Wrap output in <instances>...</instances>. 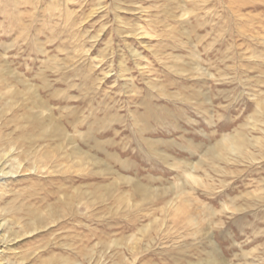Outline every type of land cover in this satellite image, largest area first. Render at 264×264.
<instances>
[{"label": "rangeland", "instance_id": "obj_1", "mask_svg": "<svg viewBox=\"0 0 264 264\" xmlns=\"http://www.w3.org/2000/svg\"><path fill=\"white\" fill-rule=\"evenodd\" d=\"M1 78L100 164L6 114L0 264H264V0H0Z\"/></svg>", "mask_w": 264, "mask_h": 264}, {"label": "bare ground", "instance_id": "obj_2", "mask_svg": "<svg viewBox=\"0 0 264 264\" xmlns=\"http://www.w3.org/2000/svg\"><path fill=\"white\" fill-rule=\"evenodd\" d=\"M0 83H5V85H4L5 89L13 88L11 85H9L8 81L5 78H3V79L1 78ZM11 94L12 95H10V96L6 95V96L0 97V100H2V101L5 100L7 103V104H5L6 113L4 115V118L0 119V121H2L4 119L6 120V118L12 114L14 116V120H10V123H15L17 121L19 123L21 121L22 126H20V128L23 130H25L27 127L28 128L31 127V129L33 131H35V133L33 135H31L30 137L27 136L25 138V136H23L25 138L24 140L28 141L31 145H37L38 143L48 142V141L49 142L51 141L54 143H56L58 141L59 142L62 141L63 143L60 142L59 145L57 147H55L53 152L54 153L56 152V154L53 153V157L51 158L52 161H54V162H57V163L62 162L58 167H61V168H63V166L67 167L71 162H74L80 168H85V169H86V167H88L90 165V163H95L96 165L99 166L100 162L98 160H96L95 158L89 157L87 153L83 152L80 147L76 146L74 144V142H72V140L69 138L66 130H64L58 124H55L53 116L50 113H48V111H50V110L46 109L48 107L46 106V104L43 101H41V99H36V98L33 99L30 97L25 98V97H23L22 94H20L17 91L13 92V93L11 92ZM6 114H9V115L7 116ZM10 123H6L3 126H5V127L9 126ZM24 125H27V126H24ZM24 127H26V128H24ZM23 137H21L20 139H22ZM17 141H18V139L15 142H9L7 144L5 143L4 140L1 141V143H4V145L2 144L3 146L0 147L1 149H3V151L1 152L2 155L0 156V181H5L4 184H7L8 181H11V179L17 178L18 176H20L24 173L22 164L19 163L15 158H13L18 151L22 150V146L19 148ZM242 143H243L242 140H239V142L238 141L233 142V144H236V146H238L239 144L242 145ZM38 145H40V144H38ZM68 147H70L69 149H71L70 153H68L66 150ZM49 152H50V150H49ZM47 157H51V156H47ZM10 161L11 162L14 161L16 163V165L15 166L13 164L9 165ZM8 165H9L10 171H8V168H7ZM36 166L37 167H34L35 169L32 172L35 175L39 174V170H41L43 168L45 170L44 171L42 170V172H43V173H41L42 175L45 176L46 174H48V175L52 174V171L50 172L49 167H47V166L42 167L41 166L40 167L41 169H40L37 164H36ZM54 172H55V170H54ZM29 176L30 175H28V177ZM80 206L81 205H79V207ZM26 208H27V210H25L26 214H30V216L33 220H31L30 223H26V225H23L22 223L19 224L23 230L27 229L24 236L34 234V233L39 232V231H45V230L47 231V229H50V225H48V223H47V225L45 224V222H47V221L44 219V216H43L44 214L41 215L37 211L32 212L31 207L28 208L26 206ZM50 213H51L52 217H50L49 220H52V219L54 220L53 217L55 216V212L50 211ZM77 213H78V210H77ZM1 220H0V249H3L5 251L7 246L10 245V243H12L14 240H11V237H10L11 233L10 232H9V235L6 233V230L8 229V226H9L8 222L3 221V220H2L3 221L2 222ZM20 221H23V219H20ZM25 226H27V227H25ZM11 231H12V229H11Z\"/></svg>", "mask_w": 264, "mask_h": 264}]
</instances>
